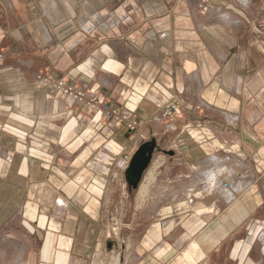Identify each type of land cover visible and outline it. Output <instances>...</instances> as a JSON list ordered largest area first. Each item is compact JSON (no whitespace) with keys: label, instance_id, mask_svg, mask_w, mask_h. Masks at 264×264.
I'll return each instance as SVG.
<instances>
[{"label":"crops","instance_id":"crops-1","mask_svg":"<svg viewBox=\"0 0 264 264\" xmlns=\"http://www.w3.org/2000/svg\"><path fill=\"white\" fill-rule=\"evenodd\" d=\"M58 79L136 127L79 107ZM173 102L169 130L154 117ZM152 139L133 188L117 161ZM199 161H227L254 184L240 181L231 212L179 244L162 233L178 205L164 194ZM116 253L121 264H264V0H0V264H119Z\"/></svg>","mask_w":264,"mask_h":264},{"label":"rangeland","instance_id":"rangeland-1","mask_svg":"<svg viewBox=\"0 0 264 264\" xmlns=\"http://www.w3.org/2000/svg\"><path fill=\"white\" fill-rule=\"evenodd\" d=\"M213 164V167H208V169L203 166L202 162H196L195 175H191L190 178L187 176L181 177V191L178 194L174 193L173 195L164 194L165 205L170 206L172 202H174V204L178 203V205L176 204L177 206L175 208L168 207L163 210L165 222L162 225V233H175L176 235L181 236L179 244H182L186 238L184 233L195 230L199 231L201 229L200 227H204V223L201 221L203 220V217L208 219L206 222L208 223V221H215L220 216H226L227 212H231L232 208L234 207L233 203L236 202L240 196L234 190L227 192L222 191L221 189L217 188L216 184L219 179H222L221 177H223V173L226 170H231V167L234 166L227 161L213 162ZM213 172H215V175H218L220 172L222 174L216 180H214V186H210L211 173ZM239 179L240 181L249 180L251 184H254L253 177L251 175L243 176L238 178V180ZM148 197L152 198V194ZM230 206L233 207L231 208ZM159 211L160 210H158V212ZM132 213H136L138 217H148L156 216L157 210L133 209ZM122 215V209L116 210L117 217ZM191 216L195 218L194 223L192 219L191 221L188 220V218ZM198 218L200 219L198 220ZM115 227L116 230L121 231L119 226L116 225ZM140 228V225H135L133 232H138ZM121 232H123V230ZM171 243L172 242L170 240L165 239L163 241V248L166 249ZM151 246L152 244H148L149 249ZM115 255V257H117V263H119V256H117V253Z\"/></svg>","mask_w":264,"mask_h":264},{"label":"built area","instance_id":"built-area-1","mask_svg":"<svg viewBox=\"0 0 264 264\" xmlns=\"http://www.w3.org/2000/svg\"><path fill=\"white\" fill-rule=\"evenodd\" d=\"M56 86L65 98H70L79 107H86L92 111H97L102 114L107 119L115 120L116 122H128L129 128H135L136 122L131 120L130 111L119 107L110 101H108L103 95H100L94 89H83L66 83L63 79L56 80ZM178 102L171 103L166 109L160 111L155 115L154 121L163 123L166 128L173 130L175 127L174 121L176 118V113L178 109ZM131 156L124 155L117 161V167L126 171L131 160ZM231 171V172H229ZM242 177L240 175V170L236 167H231V170H226L223 173L222 179L216 182L217 188L222 191H232L236 189L237 184L240 182L238 178ZM124 245V247H123ZM125 249V243L122 242L121 254ZM122 262L121 257L119 258Z\"/></svg>","mask_w":264,"mask_h":264},{"label":"water","instance_id":"water-1","mask_svg":"<svg viewBox=\"0 0 264 264\" xmlns=\"http://www.w3.org/2000/svg\"><path fill=\"white\" fill-rule=\"evenodd\" d=\"M158 150V146L154 139L143 143L134 153L130 160V164L126 170V177L129 184L136 188L144 172L151 164L154 153ZM173 154V152H170Z\"/></svg>","mask_w":264,"mask_h":264},{"label":"bare ground","instance_id":"bare-ground-1","mask_svg":"<svg viewBox=\"0 0 264 264\" xmlns=\"http://www.w3.org/2000/svg\"><path fill=\"white\" fill-rule=\"evenodd\" d=\"M222 173H218V175H215V172L211 173V181H210V186H214L215 181ZM207 182V181H206ZM238 185V184H237ZM209 186V184H208ZM237 188V187H236ZM211 189V188H210Z\"/></svg>","mask_w":264,"mask_h":264}]
</instances>
